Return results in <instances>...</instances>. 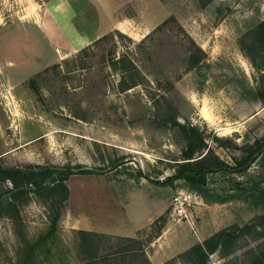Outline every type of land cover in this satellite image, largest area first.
<instances>
[{
    "label": "rangeland",
    "instance_id": "obj_1",
    "mask_svg": "<svg viewBox=\"0 0 264 264\" xmlns=\"http://www.w3.org/2000/svg\"><path fill=\"white\" fill-rule=\"evenodd\" d=\"M260 94L264 0H0V264H264Z\"/></svg>",
    "mask_w": 264,
    "mask_h": 264
},
{
    "label": "trees",
    "instance_id": "obj_2",
    "mask_svg": "<svg viewBox=\"0 0 264 264\" xmlns=\"http://www.w3.org/2000/svg\"><path fill=\"white\" fill-rule=\"evenodd\" d=\"M259 97H260V99L264 98V96H262L261 94L259 95ZM222 167L226 171H231V172L237 171L236 167H233V166L226 164V163H223ZM212 169H213V166H211V165H204L201 167H180L179 169L176 170V172L168 180H165L163 182H154V181H151V182H153L156 185H160V186L174 187L175 182L177 180H184L189 185H191L192 187L203 186L206 183L208 174L210 172H212ZM62 185L65 188L66 193L68 194V192H69L68 187L65 184H62ZM41 187L43 190H46L45 186H41ZM262 221L264 222V216L262 217ZM209 240H213V241L218 242L219 238L212 237ZM208 241H206V242H208ZM204 247H205V245H204ZM204 247L199 245L198 247H196V249L202 250V249H204Z\"/></svg>",
    "mask_w": 264,
    "mask_h": 264
},
{
    "label": "crops",
    "instance_id": "obj_3",
    "mask_svg": "<svg viewBox=\"0 0 264 264\" xmlns=\"http://www.w3.org/2000/svg\"><path fill=\"white\" fill-rule=\"evenodd\" d=\"M152 186H145V188H140L139 190H138V193L136 192V193H134L132 196H130L129 197V199L125 202V203H123V211H124V215H126V212H127V210L132 206V203H133V200L135 199V197H147V196H149V194H148V188L150 189ZM147 199H148V197H147ZM145 200V199H144ZM167 204H168V201L167 202H164L163 204H158L157 205V210H156V213L153 215V216H150L149 217V219L147 220V222L146 223H144V224H141V225H133V226H131L130 227V229L128 228V231H121L120 233L119 232H117L118 231V229H119V227L118 228H113L111 231H106V233H110V234H115V235H117V236H120V239H127V238H129V239H134V238H136V237H138L137 236V234L140 232V231H142L143 229H145V228H147L149 225H151L159 216H161L163 213H164V211L166 210V206H167ZM181 226V224L179 225H177L176 227H180ZM175 227V228H176ZM170 231V230H169ZM174 231V230H173ZM172 230L170 231V232H173ZM172 247H173V245H172ZM161 249H163V247L162 248H160V250ZM184 248H182L181 250L180 249H172V251L174 252V254H175V252H179V251H182ZM170 254V253H169ZM168 254V255H169ZM169 256H171V255H169ZM160 259V258H159ZM158 259V260H159ZM154 261H156V258H154ZM160 261V260H159ZM159 261H156V263L157 262H159Z\"/></svg>",
    "mask_w": 264,
    "mask_h": 264
},
{
    "label": "built area",
    "instance_id": "obj_4",
    "mask_svg": "<svg viewBox=\"0 0 264 264\" xmlns=\"http://www.w3.org/2000/svg\"><path fill=\"white\" fill-rule=\"evenodd\" d=\"M173 204H174V213L176 214V216H178L179 218L187 216L186 209L184 207V202L182 200V196L179 195L175 196Z\"/></svg>",
    "mask_w": 264,
    "mask_h": 264
}]
</instances>
